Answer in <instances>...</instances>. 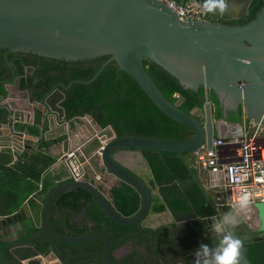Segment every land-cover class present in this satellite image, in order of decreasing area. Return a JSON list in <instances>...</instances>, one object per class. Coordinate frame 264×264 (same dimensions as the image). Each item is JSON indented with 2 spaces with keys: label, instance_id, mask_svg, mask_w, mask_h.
<instances>
[{
  "label": "water",
  "instance_id": "1",
  "mask_svg": "<svg viewBox=\"0 0 264 264\" xmlns=\"http://www.w3.org/2000/svg\"><path fill=\"white\" fill-rule=\"evenodd\" d=\"M253 1L228 0L230 10L227 13L210 14L207 22H184L158 0H0V50L65 62L108 57L92 79L77 82L92 84L104 68L114 62L117 70L134 81L156 111L193 132L191 139L178 141L135 135L117 137L113 130L110 138L102 135L94 153L99 159L98 164L119 182L135 188L141 198L137 212L131 217H123L115 209L110 195L105 194L93 181L65 178L46 195L35 234L16 242L8 240L10 235L27 233L25 224H17L26 208L14 216L0 219V243H6L0 249V264H22L28 255L24 249L35 246L33 241L40 237L45 238L60 264L67 263L55 249V242L81 244L93 241L102 244L104 264H118L113 258V247L145 231L142 223L148 216L152 193L141 177L115 159L117 153L130 150L141 155L174 154L188 164V155L204 146L209 149L213 147L220 129L241 127L239 107L242 118L247 119L253 127L262 126L264 130V0H261V7L254 18L246 24H226L241 21ZM142 60L166 71L187 91L198 93L202 88L205 105L196 110L198 116L170 103L144 71ZM70 85L66 88L60 85L58 89L66 91ZM211 92L220 108L218 120L215 119V106L210 101ZM6 98L4 89L3 96H0V148H10L23 157L33 152H45L39 147L44 139L42 134H28V128L33 126L37 117L38 104L32 107L30 101L21 102L22 98L18 97L17 103L20 105L15 106L16 102L10 103ZM57 110L56 106L49 118L45 116L46 113L41 114L43 129L46 123L49 126L51 122L54 126L57 117L53 113ZM59 113L63 116L61 109ZM3 116H9L6 123L2 122ZM21 118H25V123L19 122ZM85 118L100 129L90 117ZM18 123L22 124L23 133H11L9 127L15 128ZM55 124L60 123L56 121ZM82 154L88 158L84 152ZM69 190L85 192L110 222L122 227H135L137 232L116 240L103 231L76 236L54 232L51 229L53 206L58 197ZM254 207L260 221L257 232L263 233V236L252 241H263L264 203H255ZM226 213H229L227 209H216L211 216L199 218L196 215V219H193L195 223H190L187 229L189 239L195 241L197 235L198 240H210L214 246L219 237L212 231V222ZM243 227L237 219L233 231L244 243L250 238L242 237ZM36 252V255H40L39 251Z\"/></svg>",
  "mask_w": 264,
  "mask_h": 264
},
{
  "label": "trees",
  "instance_id": "2",
  "mask_svg": "<svg viewBox=\"0 0 264 264\" xmlns=\"http://www.w3.org/2000/svg\"><path fill=\"white\" fill-rule=\"evenodd\" d=\"M260 7L261 0H254L245 17L237 25H243L252 20ZM40 58L46 61V70L55 74L56 81L63 88L72 84L66 91H61L63 98L58 97L55 101V103L60 101L59 107L63 112L62 118L65 122L90 117L100 128L110 127L117 137L135 135L176 141L189 140L193 137V132L189 128L156 111L134 84V81L126 73L117 70L114 62L108 64L92 84L82 85L77 82H86L92 79L108 57L76 62ZM24 65H29V63L26 62ZM142 65L155 87L170 103L179 105L182 111L198 116L196 110L202 109L205 105L202 88L198 93L187 91L181 87L178 80L155 64L142 60ZM175 96L179 98H175ZM210 101L215 106V119L218 120L220 108L217 98L212 92ZM237 110L239 123H241V107ZM29 134L37 136L39 131L32 128ZM61 140L59 138L49 141L41 140L39 147L45 152L39 151L31 153L27 157L21 156L13 164H10V160L4 159L0 154V216L14 215L27 200H30L31 196L36 194L46 197L58 183L63 181L58 173L53 174L49 171V168L56 162L57 156L51 155L47 151L48 148ZM147 154L154 181V183H150L149 191L152 190L154 184H159L163 180L165 166L172 168L175 164L185 172L184 161L178 155ZM153 155L161 160H156ZM93 166L100 169L97 161L93 162ZM184 174H179V178L185 179ZM160 191L167 193L166 198L173 194L166 188L165 190L161 188ZM185 197L190 201H195L194 207L200 215H205L208 212L207 201L199 188H195L192 193H185ZM110 198L118 213L126 218L133 216L141 204L140 195L135 188L124 182H119L111 187ZM150 202L152 212L159 213L164 209L155 196L150 197ZM179 206L185 207L186 203L179 202ZM80 216L81 218L77 220ZM31 222L29 219L25 224L29 227L27 229L29 230L28 236L37 232V228ZM89 223L93 225L91 228L88 227ZM51 229L61 235L73 236L103 231L109 234L112 239L126 236L136 230L135 227H122L110 222L95 201L81 190H69L58 197L52 209ZM32 244L43 253L50 251L44 237L36 239ZM93 245V242L54 243L55 249L67 264H83L86 258L96 255L97 250L101 253V247H93ZM256 255L259 256V252ZM262 257L264 256L262 255Z\"/></svg>",
  "mask_w": 264,
  "mask_h": 264
},
{
  "label": "flooded vegetation",
  "instance_id": "3",
  "mask_svg": "<svg viewBox=\"0 0 264 264\" xmlns=\"http://www.w3.org/2000/svg\"><path fill=\"white\" fill-rule=\"evenodd\" d=\"M238 22L240 21L226 24L235 25L238 24ZM26 62H28L29 65H24ZM45 63V60L31 54H12L5 50H0V96H3V90L5 89L7 93L6 99L11 101L10 103H12V101L16 102L14 103L15 106L20 105L17 103L18 97L22 98L21 102L26 100L29 103L30 101L29 105L32 107H34V104H38L36 111L37 117L32 123L33 126L31 125L28 128V134L30 129L36 128L39 131L38 135L42 134L43 137L49 136L51 131L47 123L44 129L42 128L41 114L46 113L45 116L49 118L56 99L58 97L60 99L63 98L61 91L58 89L60 84L56 81L55 74L46 70ZM11 105L14 106L13 104ZM2 119V122L6 123L9 116H3ZM18 120L19 122L25 123V118ZM20 125L22 124L18 123L15 128L9 127L10 132L23 133L24 128ZM192 157L190 156L195 164V157L193 155ZM115 158H117V155ZM196 169L198 168L196 167ZM201 184L199 183L198 185L201 190L204 191L205 187L203 186V182ZM146 185L149 187L150 184L146 183ZM163 185L164 186L158 185L155 194L153 193V187L150 193L158 199H164L166 204L165 207L169 214L166 218L168 220L163 222V224L156 225L152 217L155 214L151 211L152 204L150 202L148 216L142 223V228H144L145 231L131 239H126L118 243L120 245L116 244L118 245L117 247L114 245L113 253L117 250L118 257L113 258L118 264H182L183 262L193 264L194 254L202 243L208 244L210 247L212 246V241L207 239L198 240L197 235H195V241L189 239L187 229L190 223H195L196 220L193 219H196V215L199 218L204 217H202L192 205L188 204L178 181L171 177V180L165 181ZM161 188H163V190L166 188V190L173 192L172 196L170 195L168 198H164L167 196V193L160 191ZM188 188H191V186ZM178 194L183 197V200H186L185 207H180L175 203L178 201ZM79 218H81V216L78 217L77 220H79ZM92 226L91 223L88 224L89 228ZM136 232L137 229L128 235ZM93 244V247H101L102 249L100 241H93ZM83 264H104V262L101 253L97 250L96 255H91L86 258Z\"/></svg>",
  "mask_w": 264,
  "mask_h": 264
},
{
  "label": "crops",
  "instance_id": "4",
  "mask_svg": "<svg viewBox=\"0 0 264 264\" xmlns=\"http://www.w3.org/2000/svg\"><path fill=\"white\" fill-rule=\"evenodd\" d=\"M59 102L55 103L53 105V109L55 110V107L58 105ZM56 119L55 122L57 121L60 123L59 125H56L54 122V126H52L51 122L49 125V130L51 131L49 136H44L43 140L49 141L53 140L56 138L62 139L59 143L56 145L51 146L50 148L47 149L48 153L51 155L57 156L56 162L53 163V165L49 168V171H51L53 174L56 172L58 175L61 176V178L64 180L67 177V169L64 163L59 160V157L61 155H65L67 151L69 150L70 152H75L76 155H78V149L82 152H84L88 157H92L90 163L88 164V168H90L91 174L95 173H101L102 174V179L100 181L94 182L97 186L101 187V190L107 194L110 195V190L111 187L115 184H118L119 181L111 174L102 172L101 169H96L95 166L93 165L94 161H97L96 158H94V153L96 152L97 148L99 147V140L97 138L98 135H101L104 133L103 128L97 129L95 125H91L88 122H90L87 118L85 117L82 119H77V120H72L69 122H65L63 118L61 117L59 111L57 110L56 113ZM217 120V119H216ZM84 123H83V122ZM227 121V120H226ZM87 123L91 125L87 126ZM241 128L244 130H249V131H254L257 127H253L250 122H248L247 119L244 117L242 118L241 123H239ZM259 131L262 130V126L258 127ZM225 133V128L220 129L218 131V134L216 138L222 137ZM97 135V136H96ZM227 146H224L220 149V155L224 160H227ZM235 152H237V149H235ZM0 154L3 155V158L9 159V163L13 164L19 157L22 155L17 154L10 148H0ZM31 154V153H30ZM28 154L27 156H29ZM117 158H115L120 164L124 167H127L131 169L135 174H137L141 179L147 183H154L153 181V176H152V169L150 167L149 163V155H141L140 153L136 151H130V150H124L116 154ZM115 155V156H116ZM26 156V157H27ZM154 156V155H153ZM192 155L187 156V162L188 164H185L186 169L185 172L183 170H180L178 166L175 164L173 165L172 168L169 167H164L163 169V175L164 178L162 181H160L159 184H154L153 188V193L155 194V191L157 190L158 185L164 186L163 183L165 181L171 180V177L175 178L176 181H178V184L181 186L183 190V194L185 197V193L193 192L195 188H199V190L202 192L204 198L207 201V208L209 209L208 212L205 215H201L202 217L206 216H211L215 214V210L217 209L216 203L214 196L211 192L205 190H201L200 186L198 185L199 183L201 184L204 182V173L201 170L196 169L194 160H192ZM23 157V156H22ZM156 160H161V158H157L154 156ZM63 165V168L61 169V166ZM185 173L184 178L181 179L179 178V174ZM104 175L111 176L109 177L108 182H105ZM178 175V176H175ZM202 185V184H201ZM191 186V188H188ZM204 186V183H203ZM154 197V196H153ZM157 198V197H156ZM166 198V197H164ZM186 198V197H185ZM45 197L43 195H33L30 197V200L26 201L23 206L20 208V210L17 212L19 213L23 208H26V211L23 213V217L19 218V221L17 220V224H27L28 220L30 219L31 224L33 223L35 227L39 225L40 222V213H41V206L44 201ZM188 201L189 205H192L194 207L195 201H190L189 199L186 198ZM186 200H183V197L178 194V201L175 203L179 205V202H185ZM157 201L164 206V209L160 213H153L152 217L154 218L155 224H163L169 214L166 210L165 207V202L164 199L162 198H157ZM195 208V207H194ZM228 210V209H227ZM231 210H228L230 212ZM15 213V214H17ZM14 214V215H15ZM12 215V216H14ZM8 217H2L0 216V219L4 218H9ZM240 220V223L244 225L243 229V234L242 237L249 236L250 240L248 242H244V253L247 256L248 259V264H264V240L263 241H252L254 238H261L263 236V233L257 232L259 226H260V221L257 217V212L256 208L254 206H249L246 211L241 212L238 216ZM27 220V221H26ZM30 224V223H29ZM27 226V225H26ZM29 229V227L27 226ZM27 233L22 234V235H10L11 237H8V240L10 242H16L20 240H24L28 238L29 234ZM254 231V232H252ZM6 243H0V249L5 246ZM24 251L28 254L26 255V259L22 260V264H60L58 260L53 256L51 249L47 253H43L41 250L37 249L35 246H30L27 249H24ZM40 253V255H36L37 252ZM257 252H259V256L256 255ZM7 257L10 259V255L8 252L5 253ZM42 254V256H41ZM113 257H118L117 250L113 253ZM183 264H188L184 263Z\"/></svg>",
  "mask_w": 264,
  "mask_h": 264
},
{
  "label": "built area",
  "instance_id": "5",
  "mask_svg": "<svg viewBox=\"0 0 264 264\" xmlns=\"http://www.w3.org/2000/svg\"><path fill=\"white\" fill-rule=\"evenodd\" d=\"M158 1L170 8L184 22H207L210 16L198 7V5H202L203 0ZM175 98L179 97L175 96ZM57 107L60 112L59 103ZM56 113L53 114L56 116ZM88 123L93 126L91 122ZM88 123L87 125H89ZM91 125L89 126L92 127ZM257 128L254 131H249L238 126L231 128L227 126L224 135L214 139L211 149L204 146L192 154L195 157V165L198 170L205 173L204 187L205 190L213 194L217 210L232 211L244 195L249 197V206H254L255 203H264V147H254L253 145L254 140L264 139V131H259ZM104 129V133L96 135L98 140L102 135H106L107 138L113 136L110 127ZM224 146H227L228 149L227 160L223 162L220 149ZM78 152V155L72 151L59 157V160L66 166V178L100 181L102 174L92 175L88 168L92 157L86 158L79 149ZM95 156L94 158L99 160L97 155ZM99 167L103 172L102 167L100 165Z\"/></svg>",
  "mask_w": 264,
  "mask_h": 264
},
{
  "label": "clouds",
  "instance_id": "6",
  "mask_svg": "<svg viewBox=\"0 0 264 264\" xmlns=\"http://www.w3.org/2000/svg\"><path fill=\"white\" fill-rule=\"evenodd\" d=\"M198 7L205 14L223 15L230 10L228 0H203ZM249 204V197L244 195L232 211L212 222V231L218 235L219 240L211 247L202 243L194 254L193 264H248L243 242L236 237L233 228L239 214L246 211Z\"/></svg>",
  "mask_w": 264,
  "mask_h": 264
},
{
  "label": "rangeland",
  "instance_id": "7",
  "mask_svg": "<svg viewBox=\"0 0 264 264\" xmlns=\"http://www.w3.org/2000/svg\"><path fill=\"white\" fill-rule=\"evenodd\" d=\"M83 122V121H82ZM84 123V122H83ZM88 126V125H87ZM262 131H264V130H262ZM107 134H108V132H107ZM253 145H254V147H264V139H256V140H254V142H253ZM97 162L99 163V161L97 160ZM63 168V165L61 166V169ZM101 169V168H100ZM109 177H111V176H108V175H104V181L105 182H108V180H109Z\"/></svg>",
  "mask_w": 264,
  "mask_h": 264
},
{
  "label": "bare ground",
  "instance_id": "8",
  "mask_svg": "<svg viewBox=\"0 0 264 264\" xmlns=\"http://www.w3.org/2000/svg\"><path fill=\"white\" fill-rule=\"evenodd\" d=\"M263 154H264V152H263Z\"/></svg>",
  "mask_w": 264,
  "mask_h": 264
}]
</instances>
